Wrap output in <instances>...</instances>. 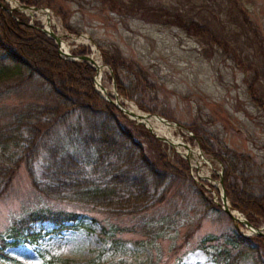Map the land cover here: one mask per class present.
<instances>
[{
	"label": "rangeland",
	"instance_id": "obj_1",
	"mask_svg": "<svg viewBox=\"0 0 264 264\" xmlns=\"http://www.w3.org/2000/svg\"><path fill=\"white\" fill-rule=\"evenodd\" d=\"M129 2L51 0L52 5H48L41 0L38 6L27 4L36 8L19 7L17 11L27 16L33 25L46 26L59 34L71 52L84 47L85 53L98 58L105 67L102 86L110 91L113 84L108 66H111L105 63L102 50L117 46L124 56L138 61L147 70L153 82L149 95L152 103L158 106L154 112H163L165 117L181 124L165 126L151 120L153 127L161 131L154 130L155 133H170L192 147L201 148L193 132L185 126L201 123L228 146L248 153L264 185V0H237L235 6L231 0H145L150 8L138 10V4L128 7ZM4 3L6 7L14 4L10 0H0L2 7H5ZM159 5L165 8L163 12L152 9ZM236 7L244 8V14H239ZM55 8L65 14L66 21L76 31L67 29L62 13ZM43 9L49 11L48 22H45ZM177 13L185 19L207 23L216 39L190 35L174 24ZM244 15L247 16L245 20ZM15 18L19 20L17 16ZM243 20L244 24H241ZM221 40L227 41L228 50L219 46ZM30 87L31 84L28 89ZM20 88L17 93L5 91V82H0V123L5 122L7 113L14 106L36 98L26 89L21 93ZM121 96L139 110L146 111L133 100ZM127 118L137 129L146 128ZM140 139L145 140L143 136ZM161 141L166 144L163 143V147L169 156L173 155V150H184ZM144 146L151 154V147ZM201 150L212 166L192 152L188 159L185 158L187 173L203 187L202 193L216 203L218 190L208 183L218 181L219 177L212 178V175L217 173L215 169L222 168V164ZM34 163L35 175H38L37 161ZM176 185L179 188L177 195L138 217L141 223L150 222L147 227H152V232L147 239L143 240L137 227L133 232L121 231L115 240L110 231L101 235L99 222H92L89 215L95 212L83 211L88 214L66 221L68 226L60 229L48 220L33 221L30 228L24 230V236L14 243L13 238L6 235L7 226L30 209L40 205H54L65 210L76 208L69 203L47 202L31 185L28 172L21 164L7 181H0V235L7 241L4 249L7 256H0V264H218L211 255L212 244L218 242L208 243L206 251L199 247L200 240L217 235L221 242L232 228L245 236L254 234L241 223L236 226L223 209V212L204 211L184 183L177 182ZM242 213L252 224L264 225V220L255 215ZM96 215L106 220L102 214ZM134 220L121 216L112 221L126 226ZM236 264L254 263L250 256H243Z\"/></svg>",
	"mask_w": 264,
	"mask_h": 264
},
{
	"label": "trees",
	"instance_id": "obj_2",
	"mask_svg": "<svg viewBox=\"0 0 264 264\" xmlns=\"http://www.w3.org/2000/svg\"><path fill=\"white\" fill-rule=\"evenodd\" d=\"M22 1L37 6L41 3V0ZM231 1L235 6L237 0ZM44 2L52 5L51 0ZM4 4L5 7L0 5V82H5V91L17 93L21 87V93L26 89L36 98L14 106L5 122L0 123V181H7L12 171L14 174L17 167L24 164L31 185L47 202L69 203L76 207L65 210L59 206L40 205L30 209L7 226L8 238H13L15 243L33 221L48 220L58 229L67 227L66 221H74L88 214L83 212L87 211L95 212L89 215L92 222H99L101 235L110 231L115 240L121 231L133 232L137 227L144 240L152 227H147L150 222L141 223L138 217L177 195V182L186 185L204 211L223 212L189 176L185 158L174 150L169 156L164 142L155 133L147 128L137 129L132 120L95 89L96 71L90 63L60 56L51 37L28 24V17L22 12H9ZM135 4H138L137 10L147 7L145 0H130L127 6ZM236 8L239 14H244V8ZM55 9L62 13L59 8ZM152 9L165 10L161 5ZM62 18L67 29L76 31L66 21L64 13ZM174 24L190 35L216 39L207 23L185 19L177 13ZM218 44L229 49L227 41L221 40ZM102 52L105 63L114 72L118 93L143 110L157 111L158 106L152 103L149 95L153 82L147 70L138 61L124 56L117 46L104 48ZM73 53L83 54L85 48L77 47ZM185 126L193 132L203 151L222 164L223 185L231 207L264 220V185L250 155L228 146L201 123ZM140 136L145 140L141 141ZM145 144L151 147V154L146 151ZM34 160L40 170L38 175H35ZM218 177L217 173L212 175V178ZM208 184L215 188L210 182ZM98 213L106 220L98 217ZM121 216L135 220L126 226L112 221ZM220 239L217 235L208 236L198 245L208 251V243L218 242L212 244L211 252L218 264H236L243 256H250L254 264H264V235L245 236L232 228L221 242ZM6 245V237L1 234V257L7 256Z\"/></svg>",
	"mask_w": 264,
	"mask_h": 264
},
{
	"label": "water",
	"instance_id": "obj_3",
	"mask_svg": "<svg viewBox=\"0 0 264 264\" xmlns=\"http://www.w3.org/2000/svg\"><path fill=\"white\" fill-rule=\"evenodd\" d=\"M20 7H34L36 8V6H30L27 5L25 3H21L19 5ZM7 10L9 12H13V11H17L19 10L18 6H13V5H9L7 7ZM28 24H31L30 22H28ZM36 28L40 29L43 33L47 34L48 36H50L51 38H53L56 41L57 44V50L58 53L61 54L63 51L66 54V58L68 59H73V60H85L88 63H90L94 68H95V76H94V87L95 89L105 98L107 99L109 102L115 104L122 112L125 116L135 120L137 123H141L143 124L148 130H150L151 132L155 133L153 125L151 123V120H155V121H159L161 123H163L165 126H181V124L179 122H175L172 121L170 119H168L167 117L159 114V113H155V112H149V111H141L139 110L138 112L134 111L133 109L129 108L125 103L121 102V94L118 93L117 91V87H116V83L113 77V71L112 69L108 66L109 69V73L111 75L112 78V91L108 92L106 94H103L96 85V76H97V65L95 63L94 58L87 54V53H83V54H74L73 52H71L68 47L64 46L63 44V39L61 38V36L57 33H55L54 31L48 29V27L46 26H39V25H35ZM76 37V36H75ZM63 56V55H62ZM103 65V64H102ZM104 66V65H103ZM191 133V132H190ZM192 134V133H191ZM156 137L160 140L166 141L169 144L173 145L172 142H170L168 140L167 137H164L158 133H155ZM193 135V134H192ZM195 137V135H193ZM180 146H185L184 143H181V141L179 142ZM200 152L203 155V152L201 150V148H199ZM177 152L179 154H181L182 156H184V158L188 159L189 158V154L188 153H183L181 150H177ZM204 156V155H203ZM212 166V165H211ZM217 171V173L219 174V183L221 188H219L214 182H211L213 185H215V187L218 190V196L216 195V197H219V200H216V203L219 204L221 206V208L235 221L236 226H238L239 223L253 229L254 234H262L264 235V225L262 226H256L254 224H252L251 222H249L248 220H243L240 219L236 216H234L231 212L230 209H235L233 207H231L228 196L225 192V187L223 185V179H222V175H223V168L221 169H215ZM237 210V209H235Z\"/></svg>",
	"mask_w": 264,
	"mask_h": 264
},
{
	"label": "bare ground",
	"instance_id": "obj_4",
	"mask_svg": "<svg viewBox=\"0 0 264 264\" xmlns=\"http://www.w3.org/2000/svg\"><path fill=\"white\" fill-rule=\"evenodd\" d=\"M13 1V0H12ZM42 11H45L44 12V16H45V22H48L49 21V11H47L46 9H43ZM74 38V37H73ZM76 38V37H75ZM74 38V39H75ZM64 46H65V43L63 42ZM94 60H95V63L97 65V76H96V85H97V88L103 93V94H106L108 92H111L109 89L107 88H104L102 86V82H101V77H102V74L105 70V67L102 65V63L100 62V60L96 57H93ZM107 68V67H106ZM121 102L125 103L129 108L133 109L134 111L138 112L139 109L137 108L136 105H134L132 102L128 101L127 99L125 98H121ZM155 122V121H154ZM153 123V122H152ZM159 123V121H158ZM162 124V123H159V125ZM158 127V126H157ZM165 127V126H164ZM154 128V127H153ZM156 128V127H155ZM155 131H160V129H155ZM175 128V127H174ZM170 129V128H169ZM169 131V130H168ZM161 132V131H160ZM163 133V132H162ZM162 136L164 137H167L168 140L170 142H172L173 146L177 147L178 149L180 148H184V150H181L183 153H188L189 155H191L192 152H194L195 154L199 155L200 158L204 161V163L206 162L208 165L211 166V162L208 158H206L205 156L202 155V153L200 152L199 148L198 147H192L190 144L188 143H185L184 141H182L181 139H178V138H174L170 133L168 134H161ZM181 141V143H184L185 146H180L179 145V142ZM193 154V153H192ZM192 159V158H191ZM195 160V159H194ZM194 162V161H193ZM199 163V162H198ZM205 175V174H204ZM207 177V176H205ZM214 183L219 187L221 188L219 182L216 180L214 181ZM232 214L240 219H243V220H247L246 219V216L242 213V212H239L238 210H235V209H230ZM249 228V227H248ZM249 231L250 232H253V229L249 228Z\"/></svg>",
	"mask_w": 264,
	"mask_h": 264
},
{
	"label": "built area",
	"instance_id": "obj_5",
	"mask_svg": "<svg viewBox=\"0 0 264 264\" xmlns=\"http://www.w3.org/2000/svg\"><path fill=\"white\" fill-rule=\"evenodd\" d=\"M10 3H14V4H11V5H20L19 2H17V0H15V2H12V1L10 0Z\"/></svg>",
	"mask_w": 264,
	"mask_h": 264
}]
</instances>
